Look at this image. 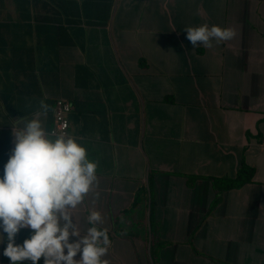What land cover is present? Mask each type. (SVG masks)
Masks as SVG:
<instances>
[{"label":"crops","instance_id":"crops-1","mask_svg":"<svg viewBox=\"0 0 264 264\" xmlns=\"http://www.w3.org/2000/svg\"><path fill=\"white\" fill-rule=\"evenodd\" d=\"M205 23L236 35L193 48ZM59 98L98 161L76 216L101 212L108 264H264V0H0V176L13 126L43 101L52 130Z\"/></svg>","mask_w":264,"mask_h":264},{"label":"clouds","instance_id":"clouds-1","mask_svg":"<svg viewBox=\"0 0 264 264\" xmlns=\"http://www.w3.org/2000/svg\"><path fill=\"white\" fill-rule=\"evenodd\" d=\"M186 39L193 48L213 47L232 40L233 28L202 24L187 27ZM49 105L41 101L32 119L13 126L14 148L0 176V245L10 264H108L104 259L111 240L100 211L89 210V227L81 231L76 210L90 194L95 204L98 161L75 135L48 130L41 117ZM65 129L67 125H64ZM31 235L22 244L16 237L22 229ZM6 234V235H5ZM70 237L78 238L70 242ZM79 254L80 258L75 259Z\"/></svg>","mask_w":264,"mask_h":264},{"label":"trees","instance_id":"trees-1","mask_svg":"<svg viewBox=\"0 0 264 264\" xmlns=\"http://www.w3.org/2000/svg\"><path fill=\"white\" fill-rule=\"evenodd\" d=\"M253 175L254 169L251 166L243 163L236 175L232 177L227 176L215 178V184L217 185L218 190L220 191L237 188L244 185L245 183L251 182L253 179ZM216 202L217 200L215 201V203Z\"/></svg>","mask_w":264,"mask_h":264},{"label":"built area","instance_id":"built-area-1","mask_svg":"<svg viewBox=\"0 0 264 264\" xmlns=\"http://www.w3.org/2000/svg\"><path fill=\"white\" fill-rule=\"evenodd\" d=\"M73 109V103L68 99L59 98L54 105V122L52 130L67 131L69 129V113ZM64 125H67L65 129Z\"/></svg>","mask_w":264,"mask_h":264}]
</instances>
